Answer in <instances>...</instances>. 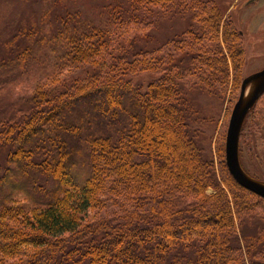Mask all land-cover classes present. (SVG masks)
<instances>
[{
    "label": "trees",
    "instance_id": "obj_1",
    "mask_svg": "<svg viewBox=\"0 0 264 264\" xmlns=\"http://www.w3.org/2000/svg\"><path fill=\"white\" fill-rule=\"evenodd\" d=\"M26 1L48 10L13 4L0 25V264H264V198L231 176L225 138L217 173L189 127L201 66L230 109L243 79L242 35L215 0ZM172 4L205 33L189 42L201 60L152 32Z\"/></svg>",
    "mask_w": 264,
    "mask_h": 264
},
{
    "label": "rangeland",
    "instance_id": "obj_2",
    "mask_svg": "<svg viewBox=\"0 0 264 264\" xmlns=\"http://www.w3.org/2000/svg\"><path fill=\"white\" fill-rule=\"evenodd\" d=\"M70 1H76V3L78 4L84 2V0H63V2L71 4ZM86 2L87 0H85L84 2V9L89 12V10L91 9L86 5ZM215 2L220 7V13L218 15L220 17L219 19L221 20V24L229 21V19L232 20L242 35L243 46L241 51L243 54H241L240 57L241 59L239 70L241 77L243 76L244 78L249 73L264 68V0H215ZM22 3H26L31 7V9H37V11H41V9L47 11V6H49L48 4H45V6L42 3L39 4L38 1L27 2L26 0H0L1 26V23L3 21H5L7 18H10V16L6 15L11 11L13 4L18 6V4L22 5ZM61 6H63V4L59 3L58 7L62 8ZM175 7L176 6L172 4V7H169V11H167V14H163V16H159L158 18L154 19V23L153 25H151V30L152 32L155 31L156 35L161 33L162 35H165V37L170 39L178 36L176 38V44L173 42H169L163 45V48L165 50L169 49V51L173 53V56L180 57L191 52V58H193L191 60H201L202 56H200L199 54L203 53H201L200 50L195 49L197 47L193 48L191 46L192 44L189 45V42L191 43L192 41H199L201 37L205 35V33H203V30L201 28H195L197 24L195 20H193L194 27L189 26L190 24L188 25V22H186L188 13L184 15L180 12L177 13ZM209 7H211V5H209ZM32 20H34V18H32ZM197 22H200V19L197 20ZM13 23H15V21H13ZM22 24L23 25H21L20 27L23 28L26 26L24 21H22ZM191 30L194 31L195 34L191 32ZM219 35L220 34L218 33L217 42L219 43L220 51H224L227 47L225 42L222 41L221 38H219L221 36ZM1 36L3 38L8 37L11 40L14 39V37H9V35ZM30 37H33V35L31 34L29 36H26V39H30ZM236 48L239 49L240 45L238 44ZM215 55L220 56V52H216ZM201 68L206 70L208 78L199 81L201 90H199L195 95L193 101L199 103L202 106L203 114L201 115L202 117L199 122L194 121L195 118H191L189 127L191 131L197 134V142L203 150L202 152L204 157L206 159L213 160L215 169L218 173L220 161L222 158L220 159V156L217 153V146L220 142H224L226 134L231 111L228 101L229 93L228 95H226L227 93L224 94V96L227 97L223 96L221 98L219 96V92L221 91L219 87H221V85H219L217 79H211V75L213 74L212 69L207 65L201 66ZM193 69L196 71H201L198 66H193ZM230 78L231 87L233 88L234 83L237 82L236 72L234 70L231 71ZM26 82L22 83V88L23 86H25ZM210 82H212L213 84H211ZM208 83L215 87L218 92L217 94H211L207 92L206 87L208 86ZM228 86L229 89H232L230 87V84ZM256 122L257 126L255 125ZM161 138H163L162 140L164 142V145L170 143L166 142L168 139L167 137L162 136ZM174 141L180 143L178 142V140ZM170 145H172V147H175L172 143ZM239 155L240 162L243 168L251 176L264 181V95L261 96L257 103V107L244 121L239 142ZM208 191L211 192L210 189ZM226 194L231 204L230 206L232 207L234 220L238 230L244 227L252 228V224L248 222L252 218H246L245 222L240 218L238 219L239 209L236 205V201L231 194H229L228 192ZM246 213L250 212L247 211ZM251 215H253V218H256L259 223L264 224V203L259 202V207H257V209L253 213H251ZM259 259L264 261L262 255H259Z\"/></svg>",
    "mask_w": 264,
    "mask_h": 264
},
{
    "label": "water",
    "instance_id": "obj_3",
    "mask_svg": "<svg viewBox=\"0 0 264 264\" xmlns=\"http://www.w3.org/2000/svg\"><path fill=\"white\" fill-rule=\"evenodd\" d=\"M264 92V68L246 75L239 95L230 111L225 134V162L234 180L264 198V181L249 175L239 161V138L243 121L256 100Z\"/></svg>",
    "mask_w": 264,
    "mask_h": 264
}]
</instances>
